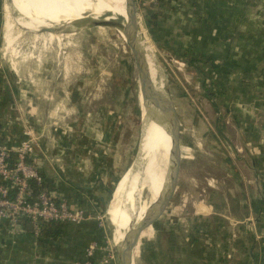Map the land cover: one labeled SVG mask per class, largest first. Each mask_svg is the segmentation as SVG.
<instances>
[{"label":"crops","instance_id":"obj_1","mask_svg":"<svg viewBox=\"0 0 264 264\" xmlns=\"http://www.w3.org/2000/svg\"><path fill=\"white\" fill-rule=\"evenodd\" d=\"M20 1L23 8L9 0L8 9L19 8L15 16H8L9 30L15 25L33 29L38 20L32 2L40 0ZM147 9L159 17L158 26L151 30L145 26V31L156 44H163L167 57H178L180 47L188 58L211 60L200 67L205 73L213 72L215 101L225 105L223 114L217 108L207 125L198 123L191 129L194 141L190 133L186 138V148L200 162L212 161L217 183L207 197L210 206L204 204V212H199L201 228L213 238L212 255L200 250V264H264V0H162L153 8L148 4ZM7 41L10 44L12 38ZM25 87L9 69L0 68V135L16 145L23 138L22 124L27 123L39 137L30 162L44 187L66 196L74 208L84 211L86 219L77 226L56 225V239L43 233L35 240L27 225L20 235L0 226V264H78L87 246L104 235L96 217H106L109 186L116 174L113 159L104 161L102 148L94 156L93 147L101 146L100 141L93 145L86 139H64L56 129L43 126L54 117L48 111L58 101L30 96ZM101 122L98 130L80 128L74 136L91 131L103 137L107 132ZM152 165L153 161L146 173Z\"/></svg>","mask_w":264,"mask_h":264},{"label":"rangeland","instance_id":"obj_2","mask_svg":"<svg viewBox=\"0 0 264 264\" xmlns=\"http://www.w3.org/2000/svg\"><path fill=\"white\" fill-rule=\"evenodd\" d=\"M85 1L92 6L97 2ZM14 3L23 8L22 1L14 0ZM9 5V0H0V68L6 67L14 78L20 79L30 96L58 101L48 111L54 117L48 118L43 126L49 130L56 129V133L64 139H86L93 142V145L100 141L101 146L93 147L94 156L102 148L103 160L113 159L111 166L116 174L109 186L108 206L104 211L108 226L104 223L101 240L116 250L107 210L113 201V194H117L121 177L126 173L128 180H131L141 170H137L135 165L133 171L129 168L136 155V161L139 158L141 144L148 136L149 124L143 114L140 117L139 82L130 51L115 29L86 28V22L91 21L93 16L97 15V19L102 20L108 14L93 15L91 11L81 8V2H32L38 20L33 29L28 31L17 25L10 30L6 28L8 16H15L14 12L19 9L17 7L10 10ZM136 6L142 32H146V40L150 46L156 82L164 92L169 93L180 123L182 160L174 194L161 218L143 233L135 264H200V250L212 255L213 249L210 245L213 244L212 236L201 228L200 217L203 215L200 213L204 212V204L210 206L207 197L213 193L217 183L213 179L215 170L212 168V161L200 162L186 148V138L190 133V141H194L192 135L195 134L191 133V129L198 127V123L207 125L217 108L223 114L225 105L220 106L215 101L218 92L213 87L214 75L209 77V73L203 76L194 67L189 68L180 57H167L163 44H156L145 31L141 10L145 9L147 13L148 4L139 8L136 1ZM65 27L71 32L44 33ZM7 37L12 38L10 44ZM223 93L226 94V91ZM203 117L208 119L202 121ZM22 122L20 121L21 124ZM100 122L103 124L101 128L104 126L107 132L103 137L100 132L91 131L74 136V130L80 128L83 132L98 130ZM22 125L24 131L29 129L27 123ZM164 125L166 127L165 119ZM163 168L165 166L160 162L154 168L158 183L152 191L147 188L142 194L140 205L134 210L137 220L155 203L162 190H167L173 171L170 169L165 177ZM147 170L143 177L149 174V171L146 173ZM200 240L205 244L204 249ZM228 255L225 254L226 257Z\"/></svg>","mask_w":264,"mask_h":264},{"label":"built area","instance_id":"obj_3","mask_svg":"<svg viewBox=\"0 0 264 264\" xmlns=\"http://www.w3.org/2000/svg\"><path fill=\"white\" fill-rule=\"evenodd\" d=\"M159 1L137 0V5L140 8ZM37 147L38 137L31 129L23 132L16 145L0 135V226H7L15 235L23 234L26 225L31 226L35 240L41 237L45 224L77 226L86 219L84 211L74 208L66 196L44 187L37 167L30 162ZM96 223L100 230L105 229L104 217H96ZM104 243H90L78 264H119L116 250Z\"/></svg>","mask_w":264,"mask_h":264},{"label":"water","instance_id":"obj_4","mask_svg":"<svg viewBox=\"0 0 264 264\" xmlns=\"http://www.w3.org/2000/svg\"><path fill=\"white\" fill-rule=\"evenodd\" d=\"M136 1L137 0H124L123 5L125 17L106 13L108 14V17H105L102 20L91 18V21L86 22L85 24L86 28H113L123 38L132 56L138 77L139 103L141 111L140 117L142 118L143 114L144 118L158 123L161 117L164 115L170 116L171 114L170 133L173 137L171 151L174 169L171 181L167 187V190H162V193H160L155 203L147 208L142 219L139 221L132 220V222L128 224V228L123 236L122 243L119 246H116L119 264H135L136 249L143 233L161 218L172 198V195L174 194L179 179L182 160L180 145V123L178 121L172 101L169 98V93L167 91L164 92L161 90L158 87L155 76L154 78L152 76L151 57L150 53L146 50L145 45L143 44V29L139 22ZM149 5L151 8L154 6L152 3H149ZM141 12L144 16L147 14L145 9H142ZM81 28H83V26ZM69 32H71V30H68V28L65 27L55 28L44 33L64 34ZM136 158L129 168L131 171H133L134 165L137 162ZM134 205L137 207V201H135ZM139 205L140 200L138 206ZM154 207H156V214L151 218L149 214L150 212H153Z\"/></svg>","mask_w":264,"mask_h":264},{"label":"bare ground","instance_id":"obj_5","mask_svg":"<svg viewBox=\"0 0 264 264\" xmlns=\"http://www.w3.org/2000/svg\"><path fill=\"white\" fill-rule=\"evenodd\" d=\"M74 1L81 2V8L87 11H91L93 15H96L97 13H109L111 15H119L125 17L123 5L124 0H96L97 2H95L94 6H92L87 1L84 2V0ZM97 17L99 16H93V18ZM143 37V44L145 45L146 50L150 53V46L147 43V38L144 32ZM151 72L154 78L155 74L152 64ZM158 87L162 90L161 85H158ZM170 116L164 115L159 119L158 123L149 120L148 136L141 144L139 158L135 164L137 170H141L131 180H128V176L125 173L119 181L117 194H113V201L111 202L107 210V215L113 228L112 237L115 247L119 246L122 243V239L128 228V224H130L132 220L139 221L136 219L137 216L134 214V210L137 209L142 194L147 188H150V190L152 191V189H154V187L158 183L154 168H156L160 162L165 166V169L163 168L162 170V172L165 174V177L170 169L174 172L171 151L173 137L170 133ZM164 119L166 121V127L164 125ZM152 161L153 165L149 171V174L142 181L140 187L136 191H134ZM135 201H137V207H135L134 205ZM155 208L156 207H154L153 212L149 211L150 214L148 213L151 218L156 214Z\"/></svg>","mask_w":264,"mask_h":264},{"label":"trees","instance_id":"obj_6","mask_svg":"<svg viewBox=\"0 0 264 264\" xmlns=\"http://www.w3.org/2000/svg\"><path fill=\"white\" fill-rule=\"evenodd\" d=\"M175 1L176 0H173L171 2H175ZM158 17L159 16L155 12L147 9V14L144 16L146 28L149 30H151L152 28H156L158 26V21H157ZM185 52L186 51H182V49L178 47V51H177L178 57L186 61V63L188 62L190 65H193L194 69H197L201 75L204 76V75H208L209 73H210L209 77L214 75L213 72L205 73L203 69L200 67L201 63L211 61L210 59L203 60L200 59V57H189L188 60L187 54ZM33 187L36 188L34 184ZM56 228L57 226L55 224H45L42 228V234L43 233L46 234L50 239H56L57 236L59 235V232L57 231Z\"/></svg>","mask_w":264,"mask_h":264}]
</instances>
